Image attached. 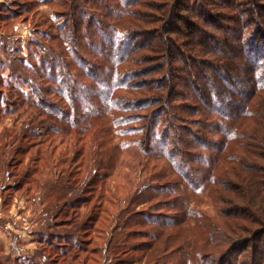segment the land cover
Masks as SVG:
<instances>
[{
    "label": "trees",
    "instance_id": "obj_1",
    "mask_svg": "<svg viewBox=\"0 0 264 264\" xmlns=\"http://www.w3.org/2000/svg\"><path fill=\"white\" fill-rule=\"evenodd\" d=\"M45 3L58 33L0 59L3 113L17 99L37 113L1 144L6 187L34 197L45 228L23 259L264 264V0ZM34 4L4 0L0 28ZM222 191L232 237L198 207Z\"/></svg>",
    "mask_w": 264,
    "mask_h": 264
},
{
    "label": "rangeland",
    "instance_id": "obj_2",
    "mask_svg": "<svg viewBox=\"0 0 264 264\" xmlns=\"http://www.w3.org/2000/svg\"><path fill=\"white\" fill-rule=\"evenodd\" d=\"M12 1L14 0H10V2ZM21 1L23 2L28 0H21ZM34 1H36L37 4L32 5V7L33 6L35 7H33V9L29 14L22 13L16 22H10L7 25V27L0 28V59L1 60L5 58L4 52L6 51L3 50L2 48L4 43L7 44L9 50L13 48L14 49L13 51L15 52L16 55L18 54L19 49L22 48V52H23L22 54L25 55L28 54V56L30 57L29 50L34 49L33 44L29 42L31 38L42 39L43 37L41 34L56 35V33H58L56 32L55 23L53 21H50V18L55 19L54 9H53L54 5H52L51 3L49 4L45 3V0L43 1L34 0ZM2 2H4V0H0V3ZM37 9L42 11V13L45 16L43 17L42 15H40L41 13H39L36 14L37 17H34L33 14ZM151 12L155 13V11H151ZM15 25L16 27H13ZM11 27H13L12 32H10ZM41 30H48L50 32H40ZM45 42L50 43L54 41L49 39ZM30 62L31 63L33 62L32 58H30ZM9 79L11 80L12 78ZM48 84L49 83H47L46 85L48 86ZM20 86H22V89H24L28 94L30 93V90H28L27 87H25L22 84H20ZM0 92H1V87H0ZM17 100L20 105L14 106V111L8 114H6V112L3 113L2 108L4 106L0 104V161L4 158L1 152H3L4 149L7 150L6 146L5 148H3L1 144L4 142V140L5 141L10 140L11 137V134H9L11 133L9 128L15 126V128L19 129L20 128L19 123L22 120L27 119V117L30 115L31 116L37 115V113H35L36 109L30 105V102L27 99L25 100L17 99ZM5 131L7 136H5ZM3 135L5 138H3ZM18 164L16 163L15 169H13L15 173L18 170H22V168H24L25 166L24 161ZM225 164L231 166L232 163L226 162ZM158 166L161 165L159 164ZM7 182H8V178L4 177L3 172L1 170L0 171V264H30L29 261L28 260L25 261L23 257H25V255H32V253L35 251L36 248H40L41 250L44 249L42 243H40L41 238L38 233V230L40 229L45 230V228L37 227L38 225L37 223L39 222L38 221L33 222L32 220L34 218V213L32 212V208H34V206L31 205V200L34 199V197L30 196L29 194L27 196L28 199L24 198L23 196L20 195V191H14L11 188L6 187ZM12 183H14V181ZM4 186L5 188L3 189L2 187ZM21 192H24V190H22ZM222 196H224L225 198L228 197L233 198L234 195L232 193L229 192L227 193L225 191H222V193L214 192L209 195L202 196L200 198L199 201L200 203L198 204V207L202 211L207 213L208 223L213 225L217 232L225 231L226 236L230 235L232 237L234 236V233H232L230 230L225 228L227 226L225 225V222L229 221V218L220 215L218 212L220 208L226 206L231 202V201L221 202L219 198ZM231 204L235 205V202ZM229 222L232 223L233 220L230 219ZM195 228L190 229L189 233L190 234L193 233L191 235H195V236L198 235L200 237L203 236L204 233L203 228L202 227L201 229L200 228L195 229ZM246 229L248 230L249 228L246 227ZM185 232L188 234L187 229H185ZM226 247L227 245H223L216 247L217 250L215 248L214 249L211 248V249L216 251L219 250L221 251ZM234 254H236V252H234L233 255ZM180 256H181L180 253L176 255L177 260L180 258ZM243 256L244 255L241 254L240 256L241 260L243 259ZM149 257H151L149 258L150 260L151 259L153 260L154 253L150 254ZM38 258L39 257H37L36 259ZM140 264H145V262L143 261Z\"/></svg>",
    "mask_w": 264,
    "mask_h": 264
}]
</instances>
